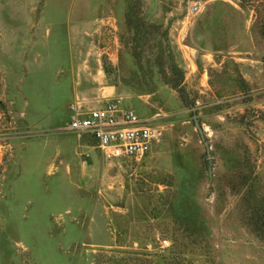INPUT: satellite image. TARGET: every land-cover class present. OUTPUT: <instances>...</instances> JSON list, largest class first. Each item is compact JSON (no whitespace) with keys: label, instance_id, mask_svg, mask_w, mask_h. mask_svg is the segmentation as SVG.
<instances>
[{"label":"rangeland","instance_id":"374dc122","mask_svg":"<svg viewBox=\"0 0 264 264\" xmlns=\"http://www.w3.org/2000/svg\"><path fill=\"white\" fill-rule=\"evenodd\" d=\"M263 55L238 0H0V264H264ZM106 100L141 158L65 128Z\"/></svg>","mask_w":264,"mask_h":264},{"label":"built area","instance_id":"2783aa9c","mask_svg":"<svg viewBox=\"0 0 264 264\" xmlns=\"http://www.w3.org/2000/svg\"><path fill=\"white\" fill-rule=\"evenodd\" d=\"M65 128L90 135L104 157L141 158L149 149L155 133L150 124L117 101L106 100L83 112L73 109ZM160 248L168 246L164 237H156Z\"/></svg>","mask_w":264,"mask_h":264},{"label":"trees","instance_id":"16d2710c","mask_svg":"<svg viewBox=\"0 0 264 264\" xmlns=\"http://www.w3.org/2000/svg\"><path fill=\"white\" fill-rule=\"evenodd\" d=\"M239 5L251 9V26L255 31L264 36V0H238ZM264 61V55L262 56ZM247 189V193H248ZM254 204L248 224L259 235H264V193L253 198Z\"/></svg>","mask_w":264,"mask_h":264}]
</instances>
